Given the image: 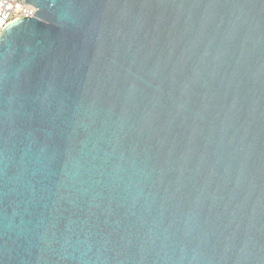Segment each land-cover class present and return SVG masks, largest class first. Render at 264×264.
I'll list each match as a JSON object with an SVG mask.
<instances>
[{
  "label": "water",
  "instance_id": "1",
  "mask_svg": "<svg viewBox=\"0 0 264 264\" xmlns=\"http://www.w3.org/2000/svg\"><path fill=\"white\" fill-rule=\"evenodd\" d=\"M22 2L0 264H264V0Z\"/></svg>",
  "mask_w": 264,
  "mask_h": 264
},
{
  "label": "built area",
  "instance_id": "2",
  "mask_svg": "<svg viewBox=\"0 0 264 264\" xmlns=\"http://www.w3.org/2000/svg\"><path fill=\"white\" fill-rule=\"evenodd\" d=\"M37 8L22 0H0V36L3 29L16 18L34 16Z\"/></svg>",
  "mask_w": 264,
  "mask_h": 264
}]
</instances>
